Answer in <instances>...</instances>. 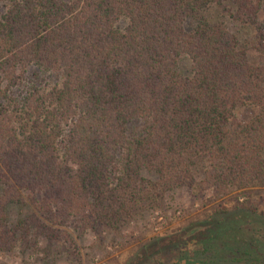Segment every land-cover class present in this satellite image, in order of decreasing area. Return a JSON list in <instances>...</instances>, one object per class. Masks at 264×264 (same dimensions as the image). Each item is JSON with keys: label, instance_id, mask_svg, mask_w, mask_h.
I'll return each mask as SVG.
<instances>
[{"label": "trees", "instance_id": "16d2710c", "mask_svg": "<svg viewBox=\"0 0 264 264\" xmlns=\"http://www.w3.org/2000/svg\"><path fill=\"white\" fill-rule=\"evenodd\" d=\"M212 3L264 53L261 0H0L1 251L120 235L178 187L264 186V63ZM160 240L171 264H264V210L212 206Z\"/></svg>", "mask_w": 264, "mask_h": 264}, {"label": "rangeland", "instance_id": "374dc122", "mask_svg": "<svg viewBox=\"0 0 264 264\" xmlns=\"http://www.w3.org/2000/svg\"><path fill=\"white\" fill-rule=\"evenodd\" d=\"M207 10L213 20L222 22L237 35L249 61L264 63V53L256 49L257 42L250 27L235 21L215 3L209 4ZM259 19L264 23V0H261ZM177 67L182 74H189L190 59L181 57ZM44 82L41 81V85ZM254 110L252 106L245 105L236 114L246 120L253 115ZM202 175L200 169L197 180ZM245 198L255 200L260 210H264V186L234 189L224 195H215L211 188L203 187L200 183L193 187H178L166 193L162 207L151 209L133 219L125 225L120 235L102 232L99 238L90 231L77 235L70 229L71 242L60 247L53 244L47 248L46 241L40 239L34 247L25 248L18 244L11 251L0 250V264H156L154 258L162 261V264H171L170 261L175 260L173 254L167 259L156 253L165 245L160 240L163 236L182 232L190 221L209 215L212 206H228ZM14 209L15 214L18 211L16 205ZM157 237H160L159 241L155 240Z\"/></svg>", "mask_w": 264, "mask_h": 264}]
</instances>
